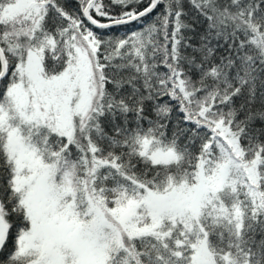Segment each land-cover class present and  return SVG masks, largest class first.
<instances>
[{
  "label": "snow or ice",
  "instance_id": "6c2138e0",
  "mask_svg": "<svg viewBox=\"0 0 264 264\" xmlns=\"http://www.w3.org/2000/svg\"><path fill=\"white\" fill-rule=\"evenodd\" d=\"M0 264H264V0H0Z\"/></svg>",
  "mask_w": 264,
  "mask_h": 264
}]
</instances>
